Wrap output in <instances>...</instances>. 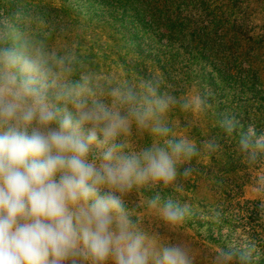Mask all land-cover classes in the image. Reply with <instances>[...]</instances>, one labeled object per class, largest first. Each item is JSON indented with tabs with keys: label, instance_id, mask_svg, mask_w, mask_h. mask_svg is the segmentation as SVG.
Returning a JSON list of instances; mask_svg holds the SVG:
<instances>
[{
	"label": "rangeland",
	"instance_id": "374dc122",
	"mask_svg": "<svg viewBox=\"0 0 264 264\" xmlns=\"http://www.w3.org/2000/svg\"><path fill=\"white\" fill-rule=\"evenodd\" d=\"M0 48L38 50L58 84L128 119L126 132L90 145L89 162L113 145L128 157L171 154L169 142L193 149L172 157L171 182L113 190L149 264L171 247L188 264H264V0H0ZM55 91L50 102L77 118ZM148 109L139 124L133 111ZM168 204L181 219L165 218Z\"/></svg>",
	"mask_w": 264,
	"mask_h": 264
},
{
	"label": "clouds",
	"instance_id": "9594fccd",
	"mask_svg": "<svg viewBox=\"0 0 264 264\" xmlns=\"http://www.w3.org/2000/svg\"><path fill=\"white\" fill-rule=\"evenodd\" d=\"M57 81L38 50L0 48V264H78V258H91L93 264L109 258L115 264H149L143 237L113 190L123 192L149 178L171 182L172 157L191 155L193 149L169 142L171 154L156 149L128 157L116 155L113 145L97 166L87 159L90 145L107 144L126 132L128 119L102 105L89 107L76 87ZM49 89H56V101L73 105L77 118L50 102ZM155 103L167 106L164 100ZM133 114L145 125L151 109ZM85 124L91 125L86 136ZM257 147L264 148V138ZM104 188L108 191L102 193ZM163 211L172 222L183 215L171 204ZM153 259L154 264H188L177 247Z\"/></svg>",
	"mask_w": 264,
	"mask_h": 264
}]
</instances>
